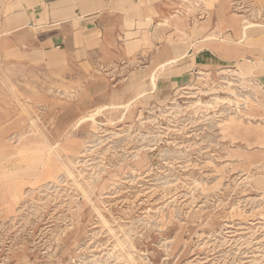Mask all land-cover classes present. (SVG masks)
Returning a JSON list of instances; mask_svg holds the SVG:
<instances>
[{"label":"rangeland","instance_id":"1","mask_svg":"<svg viewBox=\"0 0 264 264\" xmlns=\"http://www.w3.org/2000/svg\"><path fill=\"white\" fill-rule=\"evenodd\" d=\"M165 7L187 42L221 8L264 43V0ZM132 71L0 56V264H264V72Z\"/></svg>","mask_w":264,"mask_h":264},{"label":"crops","instance_id":"2","mask_svg":"<svg viewBox=\"0 0 264 264\" xmlns=\"http://www.w3.org/2000/svg\"><path fill=\"white\" fill-rule=\"evenodd\" d=\"M167 4L168 0H0V56L12 62L32 59L54 69H71L77 63L87 70H128V80L135 69L140 83L149 86L156 70L170 69L177 85L201 70L236 61L252 62L264 72V43L229 39L226 32L238 33L239 26L226 11H214V21L223 30L220 38H205L210 26L203 39L194 40L189 32L187 42L180 30L171 35L164 25ZM170 35L176 43L169 42Z\"/></svg>","mask_w":264,"mask_h":264},{"label":"bare ground","instance_id":"3","mask_svg":"<svg viewBox=\"0 0 264 264\" xmlns=\"http://www.w3.org/2000/svg\"><path fill=\"white\" fill-rule=\"evenodd\" d=\"M257 24L253 23V22H246L245 29L247 30L250 27L256 26ZM153 83L155 84V82L153 81Z\"/></svg>","mask_w":264,"mask_h":264}]
</instances>
